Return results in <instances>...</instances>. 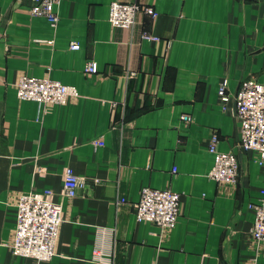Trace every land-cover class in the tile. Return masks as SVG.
Returning <instances> with one entry per match:
<instances>
[{"label": "crops", "instance_id": "crops-1", "mask_svg": "<svg viewBox=\"0 0 264 264\" xmlns=\"http://www.w3.org/2000/svg\"><path fill=\"white\" fill-rule=\"evenodd\" d=\"M16 1L0 0V262L37 264L12 251L16 204L23 192L52 189L65 221L43 264H264L250 206L263 197L264 167L239 147L234 109L244 78L264 83V0H120L158 11L140 12L133 29L109 21L115 0H60L56 26L28 11L31 0ZM89 61L98 72L86 73ZM25 74L80 94L64 104L20 99ZM213 131L218 148L239 157L237 185L209 175ZM68 167L87 179L73 198L61 194ZM146 186L181 193L173 229L137 220Z\"/></svg>", "mask_w": 264, "mask_h": 264}, {"label": "built area", "instance_id": "built-area-1", "mask_svg": "<svg viewBox=\"0 0 264 264\" xmlns=\"http://www.w3.org/2000/svg\"><path fill=\"white\" fill-rule=\"evenodd\" d=\"M28 11L32 15L44 16L52 25L59 21L57 5L60 0H31ZM17 4L21 0L16 1ZM144 12L151 17H157L158 11L153 5H141L135 2L112 1L110 4L109 21L113 27L133 29L137 24V15ZM142 37L150 41H158L160 37L148 31H143ZM52 43L53 41L49 40ZM73 42L72 48H79ZM88 74L98 72V64L89 61L85 67ZM136 74L130 71L128 76ZM17 95L20 99L36 100L44 105L64 104L79 96L80 92L74 85L64 84L50 77H35L22 75L17 83ZM219 95L227 103L231 93L227 80L221 82ZM234 109L240 122L239 147L254 150L258 163L264 167V83L254 77L244 78L234 95ZM46 109V107H45ZM185 123L193 121L192 115L184 113ZM97 146L104 145L99 137L92 141ZM219 134L213 131L210 136L209 149L215 154V164L209 175L223 184L237 185L240 181V160L234 151H221L218 148ZM176 172V169L174 170ZM61 191L62 196L73 198L86 187L87 179L78 175L72 168H66ZM125 199L122 198L121 202ZM181 193L167 187L154 188L146 186L141 191V198L136 203V217L139 221H150L163 230L175 227L181 212ZM18 221L14 230V240L11 244L15 255H23L35 259L37 264L49 261L57 252V243L62 223L65 221L64 207L54 200V191L45 189L42 192L30 190L19 195L17 201ZM255 211L252 236L257 243H264V190L259 202L250 205ZM98 262L104 254L97 250ZM0 264H9L0 262Z\"/></svg>", "mask_w": 264, "mask_h": 264}]
</instances>
